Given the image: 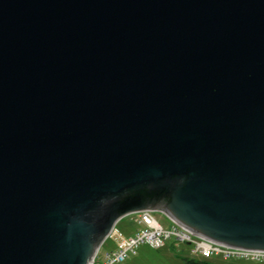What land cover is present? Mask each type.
<instances>
[{"label":"water","instance_id":"1","mask_svg":"<svg viewBox=\"0 0 264 264\" xmlns=\"http://www.w3.org/2000/svg\"><path fill=\"white\" fill-rule=\"evenodd\" d=\"M144 211L264 253V0H0V264Z\"/></svg>","mask_w":264,"mask_h":264},{"label":"built area","instance_id":"2","mask_svg":"<svg viewBox=\"0 0 264 264\" xmlns=\"http://www.w3.org/2000/svg\"><path fill=\"white\" fill-rule=\"evenodd\" d=\"M135 214L134 223L138 226L136 231L127 237H120L115 249L106 252L100 262L96 260V253L91 264H118L123 262L128 255L134 254L139 245L146 244L159 250L165 248L168 242L184 246L190 257L202 259L218 257L222 260L236 259L264 264V253L223 248L190 235L174 223L163 228L154 219L151 211Z\"/></svg>","mask_w":264,"mask_h":264},{"label":"rangeland","instance_id":"3","mask_svg":"<svg viewBox=\"0 0 264 264\" xmlns=\"http://www.w3.org/2000/svg\"><path fill=\"white\" fill-rule=\"evenodd\" d=\"M151 212L154 219L163 228H167L173 223L163 213L159 211ZM135 219L136 214L134 213L121 217L118 220V222L114 226V229L110 232L108 237L100 244L98 248L96 258L98 262H100L102 256L106 252L115 249L116 243L118 242L120 237H127L129 235H132L136 231L138 226L134 223ZM180 248H183V246L173 242H168L165 248L159 250L153 249L146 244H142L135 249L134 254L128 255V257L123 262L118 264H182L179 259H177L178 261L174 259L175 263H172L170 258L171 255L174 256L176 250ZM187 254L188 251L185 249V255ZM210 260L215 264H262L236 259L222 260L218 257H213Z\"/></svg>","mask_w":264,"mask_h":264},{"label":"trees","instance_id":"4","mask_svg":"<svg viewBox=\"0 0 264 264\" xmlns=\"http://www.w3.org/2000/svg\"><path fill=\"white\" fill-rule=\"evenodd\" d=\"M180 258L183 264H215L210 259L190 257L188 254L187 255L182 254Z\"/></svg>","mask_w":264,"mask_h":264},{"label":"crops","instance_id":"5","mask_svg":"<svg viewBox=\"0 0 264 264\" xmlns=\"http://www.w3.org/2000/svg\"><path fill=\"white\" fill-rule=\"evenodd\" d=\"M167 249H168V248H167ZM167 249H166V251H167ZM186 250H187V249H186ZM182 254L185 255V247H184V246H183V248L177 249L176 252L174 253V256L171 255V257H170V258H171V262H172V263H175L174 261L177 260V259H179V260L181 261L180 256H181ZM172 257H173V258H172ZM174 259H175V260H174ZM177 261H178V260H177ZM177 263H178V262H177ZM181 263L183 264L182 261H181Z\"/></svg>","mask_w":264,"mask_h":264}]
</instances>
